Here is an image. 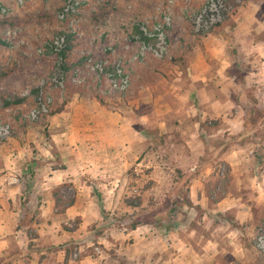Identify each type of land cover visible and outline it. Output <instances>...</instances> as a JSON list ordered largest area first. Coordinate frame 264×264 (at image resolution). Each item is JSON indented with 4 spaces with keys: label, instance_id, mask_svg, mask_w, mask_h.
<instances>
[{
    "label": "crops",
    "instance_id": "0c3cea01",
    "mask_svg": "<svg viewBox=\"0 0 264 264\" xmlns=\"http://www.w3.org/2000/svg\"><path fill=\"white\" fill-rule=\"evenodd\" d=\"M156 75L151 83H143L132 101L141 112L129 108L131 115L120 123L115 114L101 118L107 111L98 100L90 102L76 93L54 117L52 139L38 141L30 127L28 138L0 140V264H264V255L253 243L264 221V155L248 152L245 142L230 144L218 154L219 161L229 164L230 173L225 194L215 199L212 191L218 174L212 165L201 164L208 158L211 136L203 123L219 109L226 114L232 103L218 99L208 83L203 86L207 72L191 75L190 88L181 86V72ZM234 120H224L222 135L243 129V121ZM139 122L165 134L167 153L156 156L149 151L147 138L135 129ZM167 159L183 171L176 174L167 168ZM135 163L153 168L151 177L158 182L153 186L163 192L152 197L153 207L162 215L159 210L168 205L169 215L156 216L155 221L149 216L124 231L114 225L96 238L103 245L100 252L84 253V242L94 240L87 235L90 226L121 210L134 212L136 207L126 198L134 190L128 187V177ZM180 174L189 178L187 199L171 200L168 192L181 190ZM66 182L73 186L63 187L60 196L73 189L74 203L59 211L55 188ZM76 217L81 223L65 229L64 224ZM71 242L78 245L69 259L64 246L50 251V246Z\"/></svg>",
    "mask_w": 264,
    "mask_h": 264
},
{
    "label": "rangeland",
    "instance_id": "374dc122",
    "mask_svg": "<svg viewBox=\"0 0 264 264\" xmlns=\"http://www.w3.org/2000/svg\"><path fill=\"white\" fill-rule=\"evenodd\" d=\"M73 2L76 3L74 8L62 16L63 10ZM214 2L217 0H0V119L12 126L10 137L0 140H8L12 136L28 138L27 129L30 127L34 131L32 136L38 141L41 142L40 138L52 139L56 129L50 127L59 113L53 115L51 111L61 105L65 108L67 101L76 93L90 102L98 100L107 111L101 118L111 119L108 115L115 114L120 123L131 115L129 108L141 112V108L133 105L132 101L138 97V89L143 83H151L157 78V73L168 77L181 72L184 76L181 86L190 88L191 75L207 72L209 78L203 81V86L208 83L218 99L228 98L232 103L226 114L219 109L218 114L209 116L203 123L211 136L208 137L210 144H206L208 158H203L201 164L203 167L212 165L216 169L218 180L212 196L220 198L227 190L230 166L226 161H219L218 154L230 144L245 142L248 152L252 150L257 155H264V0H222L224 12L221 19L206 28L203 20L199 23L198 16ZM143 26L153 34L145 33L148 39L138 31V27L143 30ZM62 31L73 32L77 36L68 54L70 62H84L66 76L65 86L59 87L48 83V79L57 74L53 70L58 57L49 51L47 45ZM163 40L166 48L162 55L154 51L142 53L143 43L156 45ZM101 63L108 65L110 71L115 70V64L125 66L131 76L127 92L120 93L112 86L118 79L116 76L99 72L96 64ZM43 96L53 99L50 111L33 119L30 112L39 105ZM19 98L25 100L10 106L4 104L6 100L14 102ZM220 105L218 103L217 106ZM233 119L243 121V129L238 133L237 128L233 129L231 134L227 130V135H222L220 128L224 120ZM135 125V129L150 143L149 151L156 156L169 151V142L159 128L140 122ZM57 131L61 132V129ZM239 136L242 137L240 140ZM39 151L35 149L36 153ZM174 163L167 159L164 165L176 170V174L181 173L182 166ZM152 169L136 163L132 165L128 187L134 186V190L128 193L126 200L133 204V208L136 207L134 212L130 214L121 210L118 215L109 214L111 219L90 226L87 231L92 232L87 235L93 236L94 240L84 242V253L94 255L100 252L103 245L96 242V238L114 225L124 231V228L143 224L150 219L149 216L155 221L156 216L169 215L168 205L159 210L162 215L157 214L158 208L153 207V198L163 192L153 186L158 182L151 177ZM180 177L181 190L168 192L171 200L187 199L189 178L181 174ZM171 180L173 182L174 175ZM71 186V182H66L55 188L59 211L74 199L73 189L68 190L70 193L66 197L64 194L60 196L63 187ZM143 210H152L150 212L156 214L151 216L150 212ZM80 223L81 219L76 217L64 227L73 230ZM30 227L35 232V223ZM76 245L77 242H71L66 246L49 248L54 252L63 246L68 248L69 259ZM110 253H114V249H110Z\"/></svg>",
    "mask_w": 264,
    "mask_h": 264
},
{
    "label": "built area",
    "instance_id": "2783aa9c",
    "mask_svg": "<svg viewBox=\"0 0 264 264\" xmlns=\"http://www.w3.org/2000/svg\"><path fill=\"white\" fill-rule=\"evenodd\" d=\"M222 0H217V2H214L213 4L216 5L215 8H213V4H208L202 12L198 16L199 23L203 20V25L206 26V28H210L214 23H216L218 20L221 19V16L224 12L222 8L223 4L221 3ZM74 5L76 3H69L67 7L63 10L62 16H65L71 8H74ZM142 31L144 33L153 35L152 33H148V30L146 27H142ZM159 31L161 29H158ZM149 35V36H150ZM159 37V35H158ZM65 41L64 36H57L55 39V44L57 45V48L63 47V43ZM164 40L161 42H158L156 45L149 44V43H143L142 45V53H146L148 51H154L155 53H162L165 50L164 46ZM107 64V61L106 63ZM108 65L96 64V68H98L100 73H106V75L116 76L117 81L114 80L115 83H113L114 87L118 88L120 93H125L128 91L130 84H131V76L128 72V70L125 68L123 64L118 63L117 65H113L114 71H110L107 68ZM113 74V75H112ZM67 77L65 75L59 76L58 74H55L53 77H50L48 79V83L50 85L55 84L59 87H64L65 83L67 81ZM111 88V87H110ZM113 89V88H112ZM53 102V99L50 96H43L40 97V103L38 106L34 107L31 112L30 116L33 119H37L42 117L45 113H48L50 111V105ZM12 126L10 122L0 119V139H7L11 135ZM254 246L258 250L259 253L264 255V223H262L256 233V236L254 238ZM235 264H240V262H236Z\"/></svg>",
    "mask_w": 264,
    "mask_h": 264
},
{
    "label": "trees",
    "instance_id": "16d2710c",
    "mask_svg": "<svg viewBox=\"0 0 264 264\" xmlns=\"http://www.w3.org/2000/svg\"><path fill=\"white\" fill-rule=\"evenodd\" d=\"M138 31L141 33V35L144 38L148 39L146 37L145 33L142 30H140L139 27H138ZM61 35L65 37L63 47L57 48V45L55 44V39L51 40L47 46H48L49 51L54 53L58 57V63L55 65L53 72L57 73L59 76H61V75L67 76L75 68L79 67V65H81V63L84 61L70 62V60L68 58L69 51L72 49L73 42L77 37L76 34L73 32L62 31L58 34V36H61ZM102 76L105 77L104 75H102ZM24 100H25V98H19L17 101H14V102H11L10 100H6L4 102V104L6 106H10V105L14 104L15 102L17 104L22 103ZM63 106L61 105V106L57 107V109H55L54 111L52 110L51 113L54 115L56 113L62 112V110L64 108ZM242 135H243V133L241 134V136ZM56 201L58 204L59 203L58 197H56ZM73 203H74V199H72L68 204H66V206H69ZM235 224H238V223H235Z\"/></svg>",
    "mask_w": 264,
    "mask_h": 264
}]
</instances>
